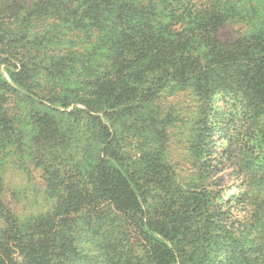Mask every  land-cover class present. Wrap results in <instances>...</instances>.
<instances>
[{"label": "trees", "instance_id": "16d2710c", "mask_svg": "<svg viewBox=\"0 0 264 264\" xmlns=\"http://www.w3.org/2000/svg\"><path fill=\"white\" fill-rule=\"evenodd\" d=\"M166 1L171 0H0V141L16 138L5 135L14 131L10 94L73 117L78 125L93 128L98 140L86 194L74 187L63 190L56 195L59 207L45 215L15 214L6 203L0 173V264H81L83 236L90 231L99 235L104 264H264V240H259L264 237V204L250 212L242 184L236 194L223 197L174 189L150 213L134 172L127 169V155L119 149L120 124L133 135L145 129L158 133L152 100L167 84L180 87L194 79V93L207 103L220 94L225 109L237 114L229 121L227 143L239 142L250 151L248 163L260 166L246 172L258 173L264 183V37L256 33L220 42L208 29L217 2L207 0L193 7L201 17L197 29L209 31L213 41L200 56L186 52L178 35L168 30L177 11L164 8ZM50 22L103 32L105 77L92 78L94 71L82 66L84 55L70 50L47 55L43 45L50 40L34 28ZM45 161L54 169L50 157ZM45 183L49 189L51 179ZM81 205L89 213L83 229L67 225L66 234L61 225L60 234L56 211L63 215ZM128 219H134L136 233L146 242L145 252L135 251Z\"/></svg>", "mask_w": 264, "mask_h": 264}, {"label": "rangeland", "instance_id": "374dc122", "mask_svg": "<svg viewBox=\"0 0 264 264\" xmlns=\"http://www.w3.org/2000/svg\"><path fill=\"white\" fill-rule=\"evenodd\" d=\"M216 2L218 10L214 12L208 29L214 30L213 36L217 40L227 44L256 33L264 37V0ZM207 3L210 1L171 0L161 4L164 8H176L177 15L170 14L174 21L169 24L168 30L178 35L176 38L181 40L180 46L186 52L199 56L206 51L204 45L213 38L208 37L209 31L204 34L197 29V21L201 17L195 15L197 11L193 6ZM34 29L50 40L43 45L47 55L62 54L68 50L84 55L85 65L82 66L94 71L92 78L105 77L108 52L103 32L59 22L39 24ZM76 79L75 75L71 76L72 81ZM192 81L180 87L167 84L152 100L149 107L155 110L160 121V124H155L159 128L158 133L145 129L138 135L133 131V135L122 124L118 127V146L121 153L127 155V169L134 172L142 189L143 207L152 213L154 206L174 189L188 195H199L205 191L211 197H223L236 194V187L242 184L241 190L248 192L251 203L248 209L253 212L264 204L261 187L264 183L259 181L258 173L246 172L248 167L260 166L259 162L248 163L250 151L239 142L227 143L230 122L237 118V114L229 106L232 112L225 109V98L220 94L211 96L207 103L200 94L193 92ZM8 108L14 118V131L4 133L6 136L16 134V138L0 141V173L4 180L6 203L13 212L20 218L42 216L59 207L56 195L63 190L74 187L86 194L92 167L98 158V140L93 134L94 129L81 126V123L78 125L73 117L47 111L18 95H9ZM82 108L78 106V109ZM201 110L206 112V116H201ZM236 130L239 133V129ZM81 137L83 143L79 141ZM41 146L46 148L44 152ZM54 151L57 153L54 154ZM47 157L51 158L53 163L49 164L54 169L47 167ZM46 177L51 179V193L45 183ZM82 206L63 215L56 211L55 220L60 224L57 227L60 234L61 225H65L63 230L67 231L66 234L67 225L74 224L83 229L81 224H86L89 213ZM91 218L95 221L93 216ZM126 225H129L130 241L135 251L145 252L147 244L136 233L134 219H128ZM92 226L95 233H100L97 226ZM71 236L75 237V234L71 232ZM98 238L99 235L93 236L91 231L83 236V251L80 253L84 258L81 264H104L100 243L96 241ZM259 240H264V237Z\"/></svg>", "mask_w": 264, "mask_h": 264}]
</instances>
